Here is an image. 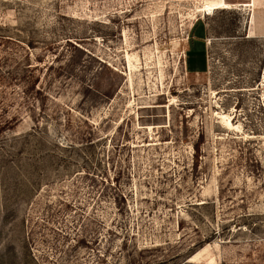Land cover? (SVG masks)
Segmentation results:
<instances>
[{
  "label": "rangeland",
  "instance_id": "rangeland-1",
  "mask_svg": "<svg viewBox=\"0 0 264 264\" xmlns=\"http://www.w3.org/2000/svg\"><path fill=\"white\" fill-rule=\"evenodd\" d=\"M0 264H264V0H0Z\"/></svg>",
  "mask_w": 264,
  "mask_h": 264
},
{
  "label": "crops",
  "instance_id": "crops-1",
  "mask_svg": "<svg viewBox=\"0 0 264 264\" xmlns=\"http://www.w3.org/2000/svg\"><path fill=\"white\" fill-rule=\"evenodd\" d=\"M196 19V18H195ZM195 28V27H194ZM198 27L191 31L192 37L190 38L188 49L186 53V67L190 69L191 72H198L204 68V48L203 47V37L202 31L199 32ZM194 32V33H193Z\"/></svg>",
  "mask_w": 264,
  "mask_h": 264
},
{
  "label": "bare ground",
  "instance_id": "bare-ground-1",
  "mask_svg": "<svg viewBox=\"0 0 264 264\" xmlns=\"http://www.w3.org/2000/svg\"><path fill=\"white\" fill-rule=\"evenodd\" d=\"M214 8H216L215 5H210V6L206 7V8H204V10H205V11H208V10L211 11V10L214 9ZM207 13H208V12H207ZM224 116H225V115H224ZM222 118H223V117H222ZM224 118H225V120H224L225 125L228 126V127H232V128H234L233 124L229 122L227 116H225Z\"/></svg>",
  "mask_w": 264,
  "mask_h": 264
}]
</instances>
